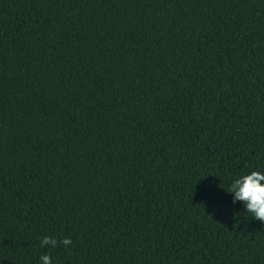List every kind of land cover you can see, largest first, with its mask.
Returning a JSON list of instances; mask_svg holds the SVG:
<instances>
[{
	"label": "trees",
	"instance_id": "1",
	"mask_svg": "<svg viewBox=\"0 0 264 264\" xmlns=\"http://www.w3.org/2000/svg\"><path fill=\"white\" fill-rule=\"evenodd\" d=\"M253 170L264 0H0V264H264Z\"/></svg>",
	"mask_w": 264,
	"mask_h": 264
},
{
	"label": "clouds",
	"instance_id": "2",
	"mask_svg": "<svg viewBox=\"0 0 264 264\" xmlns=\"http://www.w3.org/2000/svg\"><path fill=\"white\" fill-rule=\"evenodd\" d=\"M233 194V203L242 202L246 212L252 214V218L264 222V172L253 170L248 174L234 180L227 191ZM73 241L70 238L57 239L53 236H43L40 240L41 247L56 248L63 246L69 248ZM41 264H52V257L48 254L40 257Z\"/></svg>",
	"mask_w": 264,
	"mask_h": 264
}]
</instances>
